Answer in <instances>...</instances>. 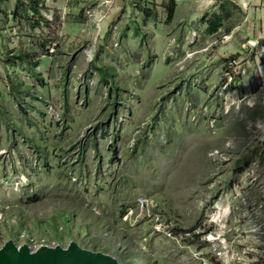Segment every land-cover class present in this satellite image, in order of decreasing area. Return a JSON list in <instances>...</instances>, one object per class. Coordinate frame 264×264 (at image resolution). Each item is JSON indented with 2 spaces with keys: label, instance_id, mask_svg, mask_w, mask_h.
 I'll return each instance as SVG.
<instances>
[{
  "label": "rangeland",
  "instance_id": "374dc122",
  "mask_svg": "<svg viewBox=\"0 0 264 264\" xmlns=\"http://www.w3.org/2000/svg\"><path fill=\"white\" fill-rule=\"evenodd\" d=\"M15 1L0 3V247L264 264V1L228 0L208 35L223 0L190 20L185 0L170 20V0H114L98 36L94 0Z\"/></svg>",
  "mask_w": 264,
  "mask_h": 264
},
{
  "label": "water",
  "instance_id": "95a60500",
  "mask_svg": "<svg viewBox=\"0 0 264 264\" xmlns=\"http://www.w3.org/2000/svg\"><path fill=\"white\" fill-rule=\"evenodd\" d=\"M0 264H121L103 252L83 249L76 242L66 248L41 245L32 250L28 245L17 246L9 240L0 247Z\"/></svg>",
  "mask_w": 264,
  "mask_h": 264
},
{
  "label": "built area",
  "instance_id": "2783aa9c",
  "mask_svg": "<svg viewBox=\"0 0 264 264\" xmlns=\"http://www.w3.org/2000/svg\"><path fill=\"white\" fill-rule=\"evenodd\" d=\"M113 1L114 0H94V7L86 10V16L95 24V29L97 32L96 36H98V33H100L102 30L103 24L108 20L107 10L112 6ZM127 1H129L131 4V0H126V2ZM9 2H10V0H4V1L0 0L1 5L3 3L4 4L7 3L9 6ZM15 2H16L15 6L20 5V6L26 7V5H29L32 2V0H16ZM31 5L32 4H30L29 6L31 7ZM15 6H14V10H15ZM14 10H13V13H14ZM64 12L66 13L65 10H64ZM5 13H6V10L4 8L0 7V24H2L1 19H2V17L5 16ZM130 22H131V17H129V19H127L126 23H124L123 25H116L112 28V31H110V39H111V41H113V44H112L113 46L119 48L121 45L125 48V45H124L125 40H123L125 38L123 37V35L128 33V32L125 33L126 30L127 31L130 30L129 29L130 28ZM5 33H6V30H5V27L3 26L1 29V34L4 35ZM120 36H122L123 38L120 39ZM85 60L90 63L92 61V56L89 53H87ZM136 76L137 75H135L134 78H136ZM136 80H138V79L136 78ZM24 183H26V178L22 177L19 182L14 181L13 184L10 183V185H13V187L18 190ZM26 188H28V185L26 186ZM138 203L140 204L141 208H147L148 206L153 207L150 202H148L147 200H144L143 198H140L138 200Z\"/></svg>",
  "mask_w": 264,
  "mask_h": 264
},
{
  "label": "trees",
  "instance_id": "16d2710c",
  "mask_svg": "<svg viewBox=\"0 0 264 264\" xmlns=\"http://www.w3.org/2000/svg\"><path fill=\"white\" fill-rule=\"evenodd\" d=\"M32 2H34V0H32ZM230 5L232 6V4L228 1V0H223L220 7L222 12L221 13H213L211 15H209V17H204L202 20L204 21V23L206 24L205 27V32L209 35H213L218 33V31L223 27L224 25V19L227 18L226 16H228L227 14V9L230 7ZM145 6V5H144ZM21 7H25V6H21ZM27 8V7H25ZM31 8L36 12V7L32 4ZM19 10V7L17 5L14 13L17 14ZM139 10L145 14H147L146 16H148V13L150 12V9L145 6L143 7H139ZM175 11V3L173 0H170V5L167 8V12H168V19H172L173 18V14ZM24 12V9H23ZM226 32H229V27H227ZM18 57L20 58V60L24 61V59H26L25 57H28L27 55L21 54L18 55ZM36 65V63H35ZM38 146V144H37ZM237 171H241L242 169H240L239 167L237 168ZM125 247H128V242L125 241V239L120 240ZM137 256V255H136ZM137 258H140L139 256H137Z\"/></svg>",
  "mask_w": 264,
  "mask_h": 264
},
{
  "label": "crops",
  "instance_id": "0c3cea01",
  "mask_svg": "<svg viewBox=\"0 0 264 264\" xmlns=\"http://www.w3.org/2000/svg\"><path fill=\"white\" fill-rule=\"evenodd\" d=\"M206 0L203 1V4L205 5ZM244 2V0H241ZM245 1H248V0H245ZM251 1V0H249ZM255 2H259L258 4H260V1H264V0H252ZM202 2H200L201 4ZM197 4V0H185L182 2V4L178 7H177V12L180 11V14H183V17L181 19H185L187 20L189 18V20L191 18H195V11H194V8H195V5ZM257 4V5H258ZM264 5V3H262ZM130 37V33H127V35L125 36V40L127 39V37Z\"/></svg>",
  "mask_w": 264,
  "mask_h": 264
},
{
  "label": "clouds",
  "instance_id": "9594fccd",
  "mask_svg": "<svg viewBox=\"0 0 264 264\" xmlns=\"http://www.w3.org/2000/svg\"><path fill=\"white\" fill-rule=\"evenodd\" d=\"M97 252V251H96Z\"/></svg>",
  "mask_w": 264,
  "mask_h": 264
}]
</instances>
